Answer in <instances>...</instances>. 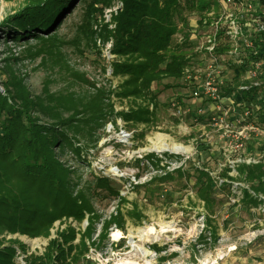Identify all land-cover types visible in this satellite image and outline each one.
Here are the masks:
<instances>
[{
  "label": "rangeland",
  "instance_id": "374dc122",
  "mask_svg": "<svg viewBox=\"0 0 264 264\" xmlns=\"http://www.w3.org/2000/svg\"><path fill=\"white\" fill-rule=\"evenodd\" d=\"M89 2L77 0L57 24L49 25V31L39 29L33 36V29L26 26L30 32L25 35L11 18L25 0H0L1 93L7 78L2 70L6 57L33 94L44 87L53 93L80 96L91 95L95 87L116 88L123 76L112 73L111 61L119 56L111 52V40L104 41L98 32L105 22L114 26L111 13L117 12L122 3L114 0L111 8L91 14L86 8ZM179 2L172 47L188 41L193 19L200 24L208 11L217 13L220 8L217 0ZM200 4L202 9L198 8ZM247 14L240 17L246 32L256 23ZM15 35L20 37L12 39ZM169 81L152 85L157 91V105L150 122L133 124L112 114L90 135L82 129L79 142L84 160L69 150L64 153L63 159L73 169V184L90 196L92 212H86L80 221L72 217L56 220L47 237L19 233L5 237L25 243L27 252L39 253L48 238L57 236L67 225L77 231L74 242L80 232L91 227V237L85 238L89 264H264V198L257 206L243 205L240 199L249 184L236 177L238 163L264 161V124L257 117H246L237 106L231 112L227 110L223 123L201 120L198 108L202 112L209 107L202 104L204 101L192 105L188 112L175 114L169 99L180 88L164 87ZM110 101L114 111L130 105L129 99H120L114 93ZM95 136L97 140L93 141ZM163 144L169 148L160 149ZM174 144L187 147V151L172 149ZM178 166L183 176L174 172L170 179H159ZM197 169L208 171L218 186L214 193L219 200L217 210L209 217L218 233L213 245L206 243L209 240H197L206 224L203 201L195 194ZM100 176L108 178L118 195L99 188L96 177ZM118 214L121 225L113 222L103 227L105 220ZM23 256L17 249L15 260L24 264Z\"/></svg>",
  "mask_w": 264,
  "mask_h": 264
},
{
  "label": "trees",
  "instance_id": "16d2710c",
  "mask_svg": "<svg viewBox=\"0 0 264 264\" xmlns=\"http://www.w3.org/2000/svg\"><path fill=\"white\" fill-rule=\"evenodd\" d=\"M76 1L25 0L11 18L25 35L30 32L26 29L28 26L33 29L30 34L35 36L39 29L49 31V25L57 24ZM258 1L260 7L253 15L264 18V0ZM120 2L121 8L111 13L114 26L109 27L105 22L98 32L104 41L111 40L110 50L119 56L111 61L112 73L123 76L115 89L95 87L91 95L80 96L73 92L57 94L44 87L39 94H33L12 69L11 59H3L2 70L7 78L2 82L4 93L0 92V264H20L15 260L17 249L24 253V264H89L86 257L89 246L85 238L91 237V227L80 232L78 241L74 242L77 231L67 225L57 236L49 237L39 253L27 252L25 243L16 238L7 239L5 235L19 233L47 237L56 220L72 217L80 221L86 212H92L90 196L73 184V169L63 159L66 150L84 160L81 157L83 146L79 142L82 129L86 128L90 135L112 114L133 124L150 122L157 105V91L152 85L170 79L164 87L180 88L185 68L194 62L196 55L190 51L186 39L173 47L171 43L177 23L174 16L180 10L179 0ZM113 5L114 0H90L86 8L91 14H100L104 8ZM198 8L203 7L200 4ZM258 32L260 37L255 39V50L247 51L252 57H264V29ZM18 37L15 35L12 39ZM233 70L239 74L243 69L234 66ZM260 78L264 82V74ZM83 80L90 83L86 78ZM233 88V84L227 86L224 93ZM259 89L263 90L264 99V83L254 85L242 95L250 96ZM111 93L120 99H129L128 109L114 111ZM235 97L237 101L241 100L239 94ZM260 101L262 104L258 109L253 108L250 117H257L264 124V100ZM261 148L264 152V142ZM236 171V177L249 184L243 189L241 203L257 206L264 198V161L238 163ZM174 172L184 175L178 166L165 171L159 179H170ZM96 184L108 193L118 195L108 178L96 177ZM217 189L208 171L197 169L195 194L203 201L206 211V224L197 240H209L206 243L212 245L218 240L217 230L209 218L217 210L219 200L214 196ZM104 222L103 227L108 228L113 222L121 225L122 218L120 214L118 217L111 215Z\"/></svg>",
  "mask_w": 264,
  "mask_h": 264
},
{
  "label": "built area",
  "instance_id": "2783aa9c",
  "mask_svg": "<svg viewBox=\"0 0 264 264\" xmlns=\"http://www.w3.org/2000/svg\"><path fill=\"white\" fill-rule=\"evenodd\" d=\"M217 1L220 6L217 13L208 11L203 22L199 24L193 19L189 24L187 39L196 57L193 64L185 68L179 91L169 99L175 114L188 112L192 105L204 101L202 104L209 107L202 112L198 108L200 119L208 118L215 124L223 123L227 110L231 112L236 106L246 117L251 116L253 108L258 109L262 104L260 100H264L262 89L250 96L242 95L254 85L264 83L260 78L264 74V57H252L247 52L255 50V39L260 37L258 31L264 29V18L253 15L260 7L259 1ZM244 13L256 21L253 28L248 27V32L243 31L240 23ZM234 66L243 70L236 74ZM232 84L234 88L225 94V88ZM236 94L240 101L236 100Z\"/></svg>",
  "mask_w": 264,
  "mask_h": 264
},
{
  "label": "bare ground",
  "instance_id": "6f19581e",
  "mask_svg": "<svg viewBox=\"0 0 264 264\" xmlns=\"http://www.w3.org/2000/svg\"><path fill=\"white\" fill-rule=\"evenodd\" d=\"M168 148H169V147H168V145H166V144H163V146L160 147V149H168ZM171 148L174 149V150L187 151V147L182 146V145H177V144L172 145ZM114 235L117 236L118 233L116 232V233H114ZM144 252H146V251H144Z\"/></svg>",
  "mask_w": 264,
  "mask_h": 264
}]
</instances>
